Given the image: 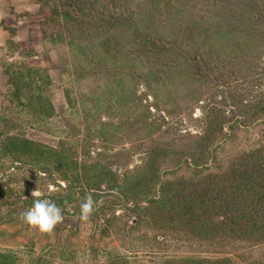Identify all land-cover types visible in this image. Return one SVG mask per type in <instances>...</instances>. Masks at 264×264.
<instances>
[{
	"label": "rangeland",
	"instance_id": "1",
	"mask_svg": "<svg viewBox=\"0 0 264 264\" xmlns=\"http://www.w3.org/2000/svg\"><path fill=\"white\" fill-rule=\"evenodd\" d=\"M188 4L184 17L191 15L200 23L205 37L215 32L216 0H189ZM17 6L19 13L0 18V31L7 40L0 47V116L16 112L6 102L10 91L4 84L5 67L28 63L47 70L52 81L44 92L54 106L52 118L28 119L22 131L28 138L53 145L64 141L78 150L80 159L105 163L120 173L142 166L156 147L161 148L160 153L167 155L161 167L162 172L169 171L167 178L194 175L185 163L176 168L177 156L195 144L208 123L216 128L211 149L218 164L227 163L242 148L264 146V44L221 43L195 36L199 49L190 43L187 60L185 54L175 61L158 59L145 53L129 26L95 37L85 26L52 20L49 4L26 0ZM148 25L142 29L146 31ZM155 25L149 30L169 32L163 23ZM199 53L208 64L205 72L193 62ZM4 126L0 125L3 139ZM209 163L216 172V164ZM53 184L33 165L0 159V195L4 198L0 253L16 257L15 264H111L123 254L128 255L129 264H159L164 257L181 254L229 257L231 264H264V245L178 243L164 241L147 229L129 231L123 224L130 214L120 207L104 209L119 216L121 231L112 237L103 234V226L96 227L93 217L81 220L80 210L76 215L63 214L54 232L40 233L24 223L20 213L33 190L48 194L55 190ZM111 199L100 195L97 207ZM130 248L136 252L125 250Z\"/></svg>",
	"mask_w": 264,
	"mask_h": 264
},
{
	"label": "trees",
	"instance_id": "2",
	"mask_svg": "<svg viewBox=\"0 0 264 264\" xmlns=\"http://www.w3.org/2000/svg\"><path fill=\"white\" fill-rule=\"evenodd\" d=\"M37 1L50 5L52 20L65 25L85 26L95 37H105L120 27L129 26L145 53L158 59L175 61L179 55L185 54L187 60L190 58L188 45L192 43L194 45L190 46L199 49L195 36L198 39L204 36L199 30L200 23L191 15L188 18L183 15L189 0ZM216 9L219 12L216 31L204 36L205 39H216L221 43L248 41L264 44V0H216ZM154 21L155 24L163 23L169 32L149 30L152 25L155 28ZM147 23L145 31L142 27ZM205 29L210 33V28ZM193 59L195 67L205 72L208 64L203 55L196 54ZM3 76L10 91L6 102L16 112L0 116V125L5 124L7 130L4 139L0 132V159L13 164L33 165L45 179L52 180L55 190L48 194L42 192L40 198L55 202L63 214H75L80 210V204L90 192L97 211L91 217L95 219L96 227L103 226V234L107 237L109 233L112 237L121 230L117 226L119 216L106 213L104 209L111 207V211L120 207L124 213L130 214L123 224L125 229L151 230L164 241L214 246L264 245L263 145L242 148L233 152L227 163L218 164L211 149L212 142H216V128L208 123L195 144L177 156L176 168L185 163L193 168L192 177H165L169 171L162 172L161 167L167 155L160 153L163 149L157 147L142 166L120 173L105 163L80 159L78 150L69 143L61 141L53 145L30 139L22 133L31 117L52 118L54 106L44 93L52 84L47 70L34 68L28 63L21 66L11 64L5 67ZM230 129L234 127L230 126ZM8 131L14 134L10 135ZM221 132L223 127L219 130ZM209 161L216 164L213 169L216 172L210 170ZM100 195L112 197L108 200L110 206L106 201L97 207ZM3 199L0 195V204ZM35 199L29 197L24 210L32 207ZM113 228H116L115 232ZM125 250L136 252L135 248ZM15 259L12 255L0 253V264H15ZM119 259L111 264H129L127 254ZM159 264H231V259L181 254L164 257Z\"/></svg>",
	"mask_w": 264,
	"mask_h": 264
},
{
	"label": "clouds",
	"instance_id": "3",
	"mask_svg": "<svg viewBox=\"0 0 264 264\" xmlns=\"http://www.w3.org/2000/svg\"><path fill=\"white\" fill-rule=\"evenodd\" d=\"M31 195L36 199L32 207L20 213V219L40 233L50 234L54 232L56 226L64 220L61 207L49 199H41V194L36 190H33ZM93 211L94 200L89 192L80 204V219L88 221Z\"/></svg>",
	"mask_w": 264,
	"mask_h": 264
},
{
	"label": "crops",
	"instance_id": "4",
	"mask_svg": "<svg viewBox=\"0 0 264 264\" xmlns=\"http://www.w3.org/2000/svg\"><path fill=\"white\" fill-rule=\"evenodd\" d=\"M1 1H4V0H0V18L1 17L5 18L6 16H11L13 11L16 13H19L20 6L18 7L17 3L25 2L26 0H13L12 4H5L4 2H1ZM4 35H5V32L0 31V47H5L7 45V40L5 41ZM2 41H4V43Z\"/></svg>",
	"mask_w": 264,
	"mask_h": 264
}]
</instances>
